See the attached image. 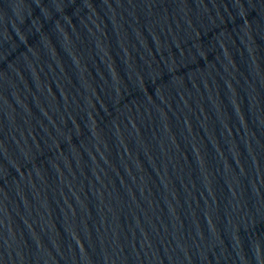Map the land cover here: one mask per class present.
I'll list each match as a JSON object with an SVG mask.
<instances>
[{
    "label": "water",
    "instance_id": "1",
    "mask_svg": "<svg viewBox=\"0 0 264 264\" xmlns=\"http://www.w3.org/2000/svg\"><path fill=\"white\" fill-rule=\"evenodd\" d=\"M0 264H264V0H0Z\"/></svg>",
    "mask_w": 264,
    "mask_h": 264
}]
</instances>
